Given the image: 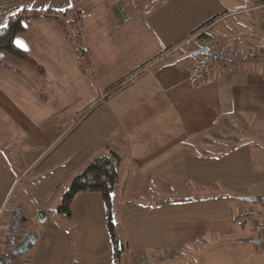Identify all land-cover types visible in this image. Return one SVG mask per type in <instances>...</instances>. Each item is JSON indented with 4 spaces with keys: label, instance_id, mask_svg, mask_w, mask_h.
Here are the masks:
<instances>
[{
    "label": "crops",
    "instance_id": "1",
    "mask_svg": "<svg viewBox=\"0 0 264 264\" xmlns=\"http://www.w3.org/2000/svg\"><path fill=\"white\" fill-rule=\"evenodd\" d=\"M23 8L79 9L89 67L49 18L15 37L43 72L1 53L0 247L13 201L27 209L20 243L35 235L16 264H211L229 244L245 255L223 262L264 264L254 227L231 221L264 208L263 70L249 61L215 66L210 83L191 78L205 47L264 53V0H0V28ZM108 146L121 155L120 259L100 192L58 210Z\"/></svg>",
    "mask_w": 264,
    "mask_h": 264
},
{
    "label": "trees",
    "instance_id": "2",
    "mask_svg": "<svg viewBox=\"0 0 264 264\" xmlns=\"http://www.w3.org/2000/svg\"><path fill=\"white\" fill-rule=\"evenodd\" d=\"M83 15L79 9L69 8L66 10H56L53 8H23L12 14L6 24L0 28V64L7 65L1 58V53L6 52L17 58L23 59L35 65L37 69L43 72L40 66L33 58H31L25 50L19 46L15 37L17 34L26 30V23L30 19L49 18L55 19L62 27L67 38L76 50L80 66L83 71L87 72L89 67V58L87 48L81 31V22ZM215 16L214 18H216ZM214 18L204 23L200 28L209 24ZM194 30L196 32L198 29ZM108 152H100L86 166V168L77 174L69 188L64 192L59 211H64L68 215L71 214V203L75 195L79 192L96 191L103 196L107 206V224L109 235L114 247L117 259H120L125 253L126 244L116 230V223L113 216L112 207V191L118 179V165L121 161L120 153L108 146Z\"/></svg>",
    "mask_w": 264,
    "mask_h": 264
},
{
    "label": "built area",
    "instance_id": "3",
    "mask_svg": "<svg viewBox=\"0 0 264 264\" xmlns=\"http://www.w3.org/2000/svg\"><path fill=\"white\" fill-rule=\"evenodd\" d=\"M249 61L254 64L255 68H261L264 71V55L257 50L216 45L202 54L199 63L191 73V78L200 83H210L211 73L215 66L238 67ZM26 213L27 209L21 202H12L7 232L0 247L1 264H16L14 250L21 240ZM231 221L237 227L252 223L258 235L257 238H260L259 247L264 250V208L259 211L244 209L236 211L232 214Z\"/></svg>",
    "mask_w": 264,
    "mask_h": 264
},
{
    "label": "rangeland",
    "instance_id": "4",
    "mask_svg": "<svg viewBox=\"0 0 264 264\" xmlns=\"http://www.w3.org/2000/svg\"><path fill=\"white\" fill-rule=\"evenodd\" d=\"M263 52H264V50H263ZM260 54L264 55V53H260ZM257 69L260 70L261 68H257ZM262 72L264 73V71H262ZM250 225L253 227V224L252 223H250ZM250 225H249V228L251 227ZM255 247H257V248L255 249L256 250L255 251L256 253H254V254L256 256H264V250H261V248L259 247V244H256ZM230 248H234V245L233 244H229V245H226V246L220 248L219 250L215 249L211 253L212 259H213V261H210L211 264H230L228 262H223L225 260L223 252H227V254H230V255L236 256V257L238 255L242 256L244 254V248L242 246L241 247H238L236 245V249L235 250H231Z\"/></svg>",
    "mask_w": 264,
    "mask_h": 264
},
{
    "label": "water",
    "instance_id": "5",
    "mask_svg": "<svg viewBox=\"0 0 264 264\" xmlns=\"http://www.w3.org/2000/svg\"><path fill=\"white\" fill-rule=\"evenodd\" d=\"M208 50H209V48L205 47L203 49L197 50L196 52H194V54L195 55L203 54V53L207 52ZM247 200H257V198L256 197H247ZM34 239H35V235L30 233L27 236V238L16 247V249L14 250V253L15 254H19V253H23V252L27 251L28 247H29V244L31 242H33ZM253 242L258 244L260 242V238L254 239ZM0 264H1V259H0Z\"/></svg>",
    "mask_w": 264,
    "mask_h": 264
},
{
    "label": "snow or ice",
    "instance_id": "6",
    "mask_svg": "<svg viewBox=\"0 0 264 264\" xmlns=\"http://www.w3.org/2000/svg\"><path fill=\"white\" fill-rule=\"evenodd\" d=\"M17 43H18L21 47H26V45H25L22 41H17Z\"/></svg>",
    "mask_w": 264,
    "mask_h": 264
}]
</instances>
